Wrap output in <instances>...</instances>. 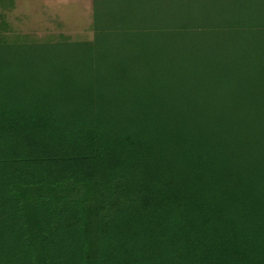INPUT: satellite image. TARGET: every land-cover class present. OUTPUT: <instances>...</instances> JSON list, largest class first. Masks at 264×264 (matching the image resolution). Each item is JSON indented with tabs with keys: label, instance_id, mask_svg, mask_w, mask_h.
<instances>
[{
	"label": "trees",
	"instance_id": "16d2710c",
	"mask_svg": "<svg viewBox=\"0 0 264 264\" xmlns=\"http://www.w3.org/2000/svg\"><path fill=\"white\" fill-rule=\"evenodd\" d=\"M4 24L0 264H264V0Z\"/></svg>",
	"mask_w": 264,
	"mask_h": 264
},
{
	"label": "rangeland",
	"instance_id": "374dc122",
	"mask_svg": "<svg viewBox=\"0 0 264 264\" xmlns=\"http://www.w3.org/2000/svg\"><path fill=\"white\" fill-rule=\"evenodd\" d=\"M0 15L1 30L11 35L64 34L79 40L93 35L92 0H0Z\"/></svg>",
	"mask_w": 264,
	"mask_h": 264
}]
</instances>
